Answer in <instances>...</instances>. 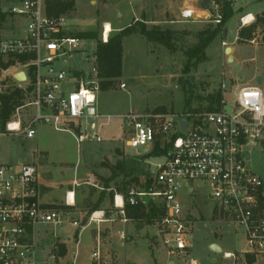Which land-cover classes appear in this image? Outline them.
Listing matches in <instances>:
<instances>
[{
    "label": "built area",
    "instance_id": "obj_1",
    "mask_svg": "<svg viewBox=\"0 0 264 264\" xmlns=\"http://www.w3.org/2000/svg\"><path fill=\"white\" fill-rule=\"evenodd\" d=\"M16 1L18 5L9 9V15L23 19L24 34L0 39V97L19 89L23 100L4 128L0 120V136L32 139L36 126L41 124L71 135L78 147L101 143L97 131L101 117L97 105L101 79L95 54L88 70H55L54 63L73 54L78 45L72 27L63 15L46 14L47 0ZM206 10L210 13L209 20L219 24L222 18L219 3L209 0ZM192 15L193 10L188 8L180 14L184 20ZM248 16L239 18L240 26L253 21L246 22ZM109 33L104 26L103 43L107 42ZM9 62L12 64L6 68L1 66ZM19 73H23L24 80L16 79ZM221 77L218 86L221 98L215 111L129 112L122 117L127 135L125 146L138 151L146 149L144 155H151L155 145L162 150L154 155L160 162L148 165L151 188L140 192L129 189L126 201L130 206H137L160 200L164 215L155 225L157 236L167 256L186 259L184 264L196 262L189 258L191 219L183 213L179 195L184 188L187 198L193 202L195 181L209 190V199L213 202L211 216L225 218L243 233L246 250L238 255L224 253L223 257L233 264L238 259L245 261L247 256L254 260L264 258V173L260 176L251 169L255 148L259 147L264 161L263 79L261 84L255 80L254 85L239 87L230 103L226 99L223 70ZM120 88L125 89V85L120 84ZM227 106L229 113L225 110ZM154 186L158 190L154 191ZM123 201L121 196L114 195V207L120 215H124ZM73 206V191L65 193L62 209H50L40 202L34 164H0V264H37L35 228L55 229L65 222L81 228L79 221L69 219L68 208ZM102 219V213H92L88 222L97 223ZM120 235L125 240L124 234ZM55 250L57 244L47 256L55 259ZM89 260L91 264H117L102 252L99 241Z\"/></svg>",
    "mask_w": 264,
    "mask_h": 264
},
{
    "label": "rangeland",
    "instance_id": "obj_2",
    "mask_svg": "<svg viewBox=\"0 0 264 264\" xmlns=\"http://www.w3.org/2000/svg\"><path fill=\"white\" fill-rule=\"evenodd\" d=\"M190 1L183 0L180 3L181 0H74V10L62 15L68 20V25L72 27L73 32L96 30L100 33V37L105 24L111 28L110 35L117 33L139 18L155 20L154 25L173 29L176 27L177 30L183 27L191 29L204 27L206 21L208 23L209 20L201 14H199L200 22L193 24L192 27L188 24L177 23L181 11L190 4ZM13 5H18L16 0H0V16L2 17V20L0 19V39L12 36L21 37L24 34L23 19L9 15V9ZM232 9L234 14L225 25L226 35L224 37L218 35L211 42L206 49L207 61L187 76L182 72L184 58L181 54L173 57L165 48L147 42L145 38L136 33L123 38L121 75L112 86L100 90L97 95L98 111L101 116L97 121V131L102 139L101 143H85L78 147L71 135L56 132L39 124L36 126V135L32 139H22L7 134L0 136V164L32 163L38 167L40 174L49 175L51 182L59 186L83 176L86 170H94L95 165L101 167L100 161L107 157L112 164L122 163L125 169L129 165L136 168L139 173H143L139 175L140 182L130 187H134L139 192L144 191L140 185H143L142 182L147 175L145 174L146 167L159 163L160 159H150V157L138 154V150L125 146L127 135L122 120L124 115L129 112H152L160 108L164 111L158 110V112H179L185 108L187 98L202 93V91L194 90L200 81L212 80L216 84L214 87L217 88L223 79L222 70L225 74L226 99L230 103L233 101V92L241 86L254 85L256 77H262V87H264L262 50L264 24H260L251 39L255 41L254 44L249 41L242 44L236 40L239 18L243 14L249 12L254 15L251 23L255 21V15L258 13L264 18V12L262 13L264 0H236ZM142 11L143 15L140 17ZM170 19L177 22L170 25L168 21ZM223 38L225 44L233 49L234 65L239 67L238 71L232 70L233 64L225 62V59L231 58V54L229 56L222 54L220 44ZM95 50L96 40L79 39L74 53L57 60L54 63V69L88 70L92 65L91 57ZM87 57L88 60L85 61ZM185 79L189 80V86L195 87L194 91L189 92V86L184 84ZM120 84H124L125 89H121ZM194 101L192 100V107L195 106ZM114 149H120L123 156L120 150ZM253 152L251 169L257 175L262 176L264 161L259 147ZM95 177L98 180L96 187L90 184L87 177L81 181L78 180V203H81L89 192H92L95 196L93 201H97V197L99 199V196H102L100 207L113 212L115 207L110 202L109 190L105 189L106 186L99 181L100 176L95 175ZM116 178V181H122L121 176ZM193 186L196 190L193 202L187 198L184 188L181 189L179 195L183 213L191 219L188 225V232L191 236L189 258L193 259L196 264H233L223 255L224 253L238 255L246 250L242 231L223 217L211 216L213 202L209 199L208 188L199 181H195ZM107 187L109 189L111 185L107 184ZM153 190L156 191L158 188L154 186ZM154 202L161 206L160 200L154 199ZM47 207L58 210L63 208V204ZM77 208L75 214L69 212V219L76 217L88 219L92 214ZM197 221L211 223V233L196 229ZM66 223L62 228H50L47 231H44L45 228H36L39 240H36L34 260L37 264H89V255L94 244L90 230L94 226L73 228ZM101 227L104 229L106 226L101 225ZM122 229L126 230L125 235L133 237L132 241L128 242L119 237V230ZM109 230L110 237L107 239L105 249L110 256H117L118 264H184L187 262L183 258H169L161 241L158 240L157 243L152 241L155 226H146L137 234L130 224L126 227L117 224L110 226ZM76 233L78 241L77 243L76 241L67 242L68 254L65 259L58 258L59 260L55 261L50 255H44V251H51L54 244L59 245L65 242L66 237L76 238ZM58 245L57 250L53 252L55 256L59 249ZM212 245L218 247L220 251H212ZM73 255L75 259L72 258ZM234 264H245V261L238 259ZM253 264H264V258H256Z\"/></svg>",
    "mask_w": 264,
    "mask_h": 264
},
{
    "label": "trees",
    "instance_id": "obj_3",
    "mask_svg": "<svg viewBox=\"0 0 264 264\" xmlns=\"http://www.w3.org/2000/svg\"><path fill=\"white\" fill-rule=\"evenodd\" d=\"M209 1V0H208ZM220 5L221 11V21L219 24L212 23L213 19H210L208 23L201 28H188L181 30H174L170 27H160L158 25L152 24L153 21L147 20L146 18H139V20L122 28L117 33L108 35L106 43L101 41L100 33L96 30H88L76 33L74 36L79 39H94L96 40V50H95V65L98 71V76L100 81V90L109 88L121 75V56H122V40L124 37L131 34H139L146 39L147 42L161 46L165 48L169 54L173 57L181 54L184 58V65L182 72L184 75H189L191 72H195L200 64L207 61L206 49L211 44V42L218 36H223L225 25L228 20L233 16V9L231 2L227 0H215ZM74 10V0H47L46 1V14L48 16L57 17L59 15L70 13ZM143 14L140 15V17ZM2 20V17L0 16ZM150 23V24H149ZM260 24H264V18L257 16L255 21L247 27H242L237 32V41L240 43H245L250 41L255 31L260 27ZM262 50H263V66H264V35L262 37ZM23 60V59H21ZM12 62L7 64H2L1 66L6 68L11 65ZM184 84L189 86V80L185 79ZM216 85L211 81H200L199 85L193 87L189 86V92L191 91H202L201 94L195 96H190L186 99L185 109L187 110H206L215 111L219 108L220 93L219 87L215 88ZM195 88V89H194ZM194 89V90H193ZM22 91L19 89H14L0 97V120L1 126L4 128L5 123L10 119L15 107L22 103ZM192 100L195 106L192 107ZM193 103V105H194ZM164 111L163 109H157V111ZM162 150L158 149V145H155V149L152 154H159ZM151 154V155H152ZM151 155H146L151 156ZM104 165V163H100ZM116 168L123 172L122 163H117ZM129 181L123 182L119 191L123 192L125 198L124 213L128 218L139 222L141 225H153L157 224L163 217L164 211L162 206L158 203L149 201L146 204H138L137 206H130L127 203V192L126 188L131 185L132 181H137L135 177L129 175ZM113 180V175L106 180L107 186L109 182ZM142 189L148 190L151 188V179L148 175L145 176L143 180ZM105 183V182H104ZM118 185V184H117ZM102 196H99L98 201L91 205L89 201H86V206L88 208V214L96 211L99 208V202ZM107 215L108 212L105 211ZM201 222V221H199ZM77 233L75 234V236ZM59 250L57 252L58 257H63L65 255V250ZM254 259L251 256H247L245 259L246 264H253Z\"/></svg>",
    "mask_w": 264,
    "mask_h": 264
},
{
    "label": "crops",
    "instance_id": "obj_4",
    "mask_svg": "<svg viewBox=\"0 0 264 264\" xmlns=\"http://www.w3.org/2000/svg\"><path fill=\"white\" fill-rule=\"evenodd\" d=\"M227 1H229V2H231V4H232V7H234V4H235V1L236 0H227ZM183 2V0H181V2L180 3H182ZM185 8H188V9H191V10H193V15H192V18H190V19H186V20H184V19H182L181 18V16H180V19H179V21L177 22V21H175L174 19L172 20V19H170V20H168L169 21V24L170 25H173V24H175L176 22L179 24H188L190 27H192L193 26V24H197V23H199L200 21H199V18H200V15L199 14H201V15H204L205 16V19H207V17H208V20H209V15H210V13H209V11H207V10H205V9H202L201 7H200V0H191L190 1V4L188 5V6H186ZM184 8V9H185ZM208 12V13H207ZM239 12H241V11H239ZM264 12V10L262 11V13ZM143 13V11L141 12V14ZM140 14V15H141ZM234 14V13H233ZM259 14L260 13H258L257 15H255L256 17L257 16H259ZM244 15H249L248 17H252V19L254 20V15H252V14H250L249 12H247V13H245V14H243L242 16H244ZM148 20H150V19H148ZM151 21H153L152 22V24L153 23H156V21L155 20H151ZM206 24H207V21H206ZM251 24V22L249 23V24H247V25H244V26H240V22H239V26H238V30L240 29V28H242V27H247V26H249ZM198 28H201V27H198ZM173 29V28H172ZM181 29H188V28H181ZM180 29V30H181ZM174 30H177L176 29V27H175V29ZM238 30H237V32H238ZM226 34H223V37L225 36ZM222 38V37H221ZM236 40H237V36H236ZM238 42V41H237ZM222 43H225V41H224V38H223V40H221V44H220V46L222 47V54L224 55V56H227V55H225L224 54V50L226 49V48H229L230 49V54H231V58L233 59V62L235 61L234 60V58H233V56H232V52H233V49L231 48V47H228L226 44H225V46H222ZM239 43V42H238ZM242 44H244V43H242ZM229 54V55H230ZM228 55V56H229ZM229 58V57H228ZM225 62H227V59H225ZM257 78V77H256ZM184 110V109H183ZM99 112V111H98ZM114 150H120V149H114ZM120 152H121V154H122V156H123V153H122V151L120 150ZM115 153V152H114ZM137 153L139 154V151H137ZM142 155H144V154H142ZM154 155H156V154H153V155H151V156H148V157H150V159H157L156 158V156H154ZM114 156V155H113ZM144 156H146V155H144ZM124 160V159H123ZM110 161V159H107V157H104L103 159H102V161H100V163H105V165H101V167H97V165H95L94 167H96L94 170H86V172L83 174V176H81V177H78V178H74L73 180H72V182H70V183H67V184H65V185H59V186H56L54 183H52L51 182V180H50V176L49 175H42V174H40L39 173V170H38V167H37V172H38V189H39V193H40V202L42 203V204H44V205H46V206H49V205H54V204H64V198H65V193L67 192V191H73L74 192V206L73 207H69L68 209L70 210V212H72V213H74L75 214V210H77L78 208L77 207H79V209L80 210H82V211H84V212H86V211H88L87 209L88 208H90V206L89 207H87L86 206V201H89L90 203H91V205H93V204H95L97 201H98V197H97V201L95 200V201H93L94 200V194L92 193V192H89L88 193V196L81 202V203H78L79 201H78V195H77V190H78V180H83V178H85V177H87L88 179H89V182H90V184H92V186L93 187H96V185H98V180H97V178L95 177V175H98V176H100V182L104 185V184H106V183H104V182H106V180H108L112 175H113V179H114V181L112 180L111 182H109L108 184L109 185H111V187L108 189V187L106 186L105 187V189H107V190H109V192H110V202L112 203V205L114 206V202H113V199H114V195H116V196H121L122 198H123V203H124V205H123V208H124V206H125V198H124V194H123V192H121V191H119V189H120V187H122V183L123 182H128L129 181V175H131V173L133 174V175H131V177H135L136 178V180L137 181H132L130 184L131 185H129L127 188H126V192H128V190L129 189H134L135 190V188L134 187H130V186H133V185H135L136 183L138 184L139 182H140V180L141 179H139L140 177H139V175H142L143 173H139L137 170H136V168H134V167H131V166H127L126 164H125V162H124V164L127 166L126 168L127 169H125L124 168V166H123V164H122V166H123V172L122 171H119L117 168H116V165L115 164H112V163H110L109 162ZM99 163V164H100ZM128 170V171H127ZM119 171V172H118ZM130 171V172H129ZM147 172H148V165H147V167H146V170H145V174H147ZM118 176H121L122 177V181L121 182H118V181H116V177H118ZM144 182V181H143ZM143 182H142V184H143ZM118 184V185H117ZM141 187V189H142V185H140ZM143 190V189H142ZM149 202V201H148ZM147 202V203H148ZM102 203V202H101ZM105 211H107L108 212V214L106 215L105 214ZM91 213H97V214H99V215H101V213L103 214V219H102V221H99V222H97V223H95V222H88V219H87V221H86V225L84 226V228H86V227H92V226H94V227H92V229L90 230L91 231V240L93 241V247H92V250L94 249V247H95V245H96V243H97V241H99V243H100V247H101V249H102V252L104 253V254H106L107 256H109V257H112V259L118 264V262H117V256L116 255H112V256H110V254H109V252H107L106 251V242H107V239L110 237V230H109V227L111 226V227H113L114 225H117V224H121V225H123V226H127L128 224H130L132 227H133V229H134V232H135V234H137L141 229H143V228H146V226H155V224H153V225H141L139 222H136V221H134V220H132V219H130V218H128V216H126L125 215V213H124V215H120L119 214V210L117 209V208H115L114 209V211L112 212V211H110V210H108V209H102L101 207H100V202H99V208L96 210V211H93V212H91ZM75 216V215H74ZM76 217V216H75ZM73 220H77V221H79V222H82L81 221V217H76V218H72ZM71 219V220H72ZM83 220V219H82ZM66 224H68V223H66ZM64 225V224H63ZM63 225L60 227V228H62L63 227ZM70 225V224H69ZM101 225H105L106 227L104 228V229H102V227H101ZM38 227H40V228H45V230L44 231H47V230H49L51 227H44V226H37L36 228H38ZM73 227V226H72ZM36 228H35V241L38 239L39 240V235H38V231L36 230ZM74 228V227H73ZM51 229H53V228H51ZM43 230V229H42ZM119 233H123L124 234V236H125V240L126 241H132V239H133V237H131V236H127V235H125L127 232H126V230L124 231V229H122V230H119ZM76 238H69V237H66L65 239H64V241L65 242H61V243H59V245L58 246H61V247H63V250H65V255L63 256V257H58V256H56V258H55V261H58L59 259H65L66 258V256H67V254H68V247H67V242H70V241H76V243H77V241H78V235H76L75 236ZM119 237H121V235L119 234ZM74 239V240H73ZM159 240V238H158V236H157V231H156V226H155V235H154V237H153V239H152V241L153 242H155V243H157V241ZM105 241V242H104ZM160 241V240H159ZM37 242V241H36ZM105 245V246H104ZM59 250V249H58ZM91 250V251H92ZM48 251H44V255L45 256H47L48 255V253H47ZM108 253V254H107ZM59 258V259H58ZM72 258L73 259H75V255H73L72 256ZM58 259V260H57ZM67 263V262H66ZM73 264V263H72ZM89 264H91V262H90V260H89Z\"/></svg>",
    "mask_w": 264,
    "mask_h": 264
},
{
    "label": "water",
    "instance_id": "obj_5",
    "mask_svg": "<svg viewBox=\"0 0 264 264\" xmlns=\"http://www.w3.org/2000/svg\"><path fill=\"white\" fill-rule=\"evenodd\" d=\"M200 7L202 9H205L206 10L208 8V0H200ZM224 34H226V30H224ZM224 54L228 56L230 54V49L229 48H226L224 50ZM227 63L233 64V67H232V70L233 71H238L239 67L237 65H234V62H233V59L232 58L229 57L227 59ZM16 79L18 81L24 80L23 73H19L16 76ZM239 79L241 80L242 77L240 76ZM261 82H262V78L261 77H257L256 78V83L257 84H261ZM225 110H226L227 113H229L230 112V107H228V106L225 107ZM145 152H146V149H142V150L139 151V154H144ZM86 221H87V219L86 218H83V220L81 222V227H84L86 225ZM196 229L201 230V231H204L206 233H211V223H209V222H198V223H196ZM211 250L214 251V252H219L220 251V249L218 247L214 246V245L211 246Z\"/></svg>",
    "mask_w": 264,
    "mask_h": 264
},
{
    "label": "bare ground",
    "instance_id": "obj_6",
    "mask_svg": "<svg viewBox=\"0 0 264 264\" xmlns=\"http://www.w3.org/2000/svg\"><path fill=\"white\" fill-rule=\"evenodd\" d=\"M252 20V17H247L246 18V22H249ZM105 28H106V32L108 33L109 31H111V28L109 27L108 24H105Z\"/></svg>",
    "mask_w": 264,
    "mask_h": 264
}]
</instances>
